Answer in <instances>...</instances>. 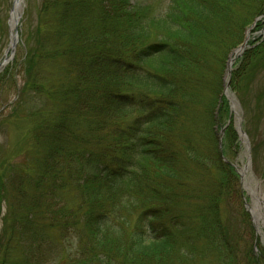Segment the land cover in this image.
<instances>
[{
	"label": "trees",
	"instance_id": "1",
	"mask_svg": "<svg viewBox=\"0 0 264 264\" xmlns=\"http://www.w3.org/2000/svg\"><path fill=\"white\" fill-rule=\"evenodd\" d=\"M263 14L264 0H168L153 12L41 0L24 57L0 75H20L3 126L22 129L26 154L8 165L23 213L0 264H46L40 243L70 239L78 253L62 264H264V250L241 258L224 221L235 175L215 140L218 97L199 98L214 86L210 65ZM259 45L238 61L260 58Z\"/></svg>",
	"mask_w": 264,
	"mask_h": 264
},
{
	"label": "rangeland",
	"instance_id": "2",
	"mask_svg": "<svg viewBox=\"0 0 264 264\" xmlns=\"http://www.w3.org/2000/svg\"><path fill=\"white\" fill-rule=\"evenodd\" d=\"M167 1L135 0L140 5L148 6L152 12L158 10L159 6L166 5ZM40 4L41 0H23L22 15L17 31L18 41L14 55L8 64L24 57L26 46L34 35ZM11 5L12 0H0V61L6 55V52L8 54V18ZM252 24L246 28L243 34L242 42L246 31L251 28L246 50L257 48L260 46L259 44L264 42V19L257 22L253 27ZM235 49L228 53L225 62L221 65L216 63L210 65L209 73L214 86L210 90L202 89L199 98L200 102L203 103L207 97H218L216 109L213 113L215 116L220 117L218 124L214 126L215 140L222 162L230 166L235 175V178H230L226 186L227 198H225L222 205L224 221L233 235L234 242H238L239 249H237L241 258L244 257V252L250 247L253 255L258 257L264 247L258 235H256L249 214L246 212L244 205H251V199L241 186L239 175L236 172H239L249 160L247 177L251 178L252 184L259 185L264 199V53L260 58L255 59L253 57L251 61L248 59L238 61L245 50L230 65L231 71L228 76L227 63ZM257 50L253 55H258L259 51ZM217 81L220 82L218 88L216 87ZM20 85L21 80L18 73L14 76L13 83L7 81L0 83V254L10 242L9 234L5 230H9L14 224L19 225L14 220L20 219L18 213H23L22 208L19 207L17 194L14 192L15 185L12 186L17 175H11L8 165L26 163L25 138L21 128L3 126L10 112L8 106L15 100ZM225 86H227V91L232 96L231 100L225 96ZM234 105L236 106L233 107ZM194 108L197 109V106L195 105ZM238 119H240V130L244 133L248 148L240 140L236 131ZM71 197L66 196L72 202ZM64 203L66 204L65 200ZM24 238L23 240L21 238L16 240L20 247L19 251L22 253L25 252V246L28 244L26 238ZM76 243L75 239L66 240L61 248V246L51 245L49 241L45 240L40 243V250L43 255L47 254L46 264H62L63 260L71 263L76 257L75 252L78 253ZM254 246L255 251H253ZM10 250L14 252V258L19 259L22 257L19 255L20 252L15 251L16 249L10 248ZM242 264H244V261Z\"/></svg>",
	"mask_w": 264,
	"mask_h": 264
},
{
	"label": "water",
	"instance_id": "3",
	"mask_svg": "<svg viewBox=\"0 0 264 264\" xmlns=\"http://www.w3.org/2000/svg\"><path fill=\"white\" fill-rule=\"evenodd\" d=\"M22 3H23V0H12V5H11V8L9 10V18H8V33H9V43H8V49H7L8 54L6 52V55H4L3 59L0 61V72L6 66V64H8L11 61V59H12V57L14 55V52H15V46H16L17 41H18L17 28H18V25H19V20H20L21 15H22L21 14ZM259 19L260 18H257L255 20V22L258 21ZM255 22L252 25V27L255 25ZM250 29L246 31V34H245V37H244V40H243L242 44L237 49H235L233 51L232 58H230L228 60V63H227V73H228V76H229V73L231 71L230 70V65L235 60V58H238L239 56L242 55V53L244 52V50L247 47V42L249 40V31H250ZM224 93H225V96L228 99L231 100V97L232 96L228 93L227 86L224 87ZM239 123H240V119H238V121H237L236 131L238 133V136H239L240 140L242 142H244L245 146L248 148L246 138L244 136V133L241 132V130H240V124ZM248 169H249V160H247L246 164L243 166L242 169L239 170V172H236L239 175V178H240V182H241V186L242 187H243V176L241 175L240 172L241 171H247ZM259 202L262 205V208L264 210V202H263V199L261 198L259 200ZM244 206H245L246 212L249 214V217H250V220L252 222V225L254 226L256 235H258V231H257L256 226L254 224V215L251 212V210H249L247 204H245ZM254 249H255V247H254Z\"/></svg>",
	"mask_w": 264,
	"mask_h": 264
},
{
	"label": "bare ground",
	"instance_id": "4",
	"mask_svg": "<svg viewBox=\"0 0 264 264\" xmlns=\"http://www.w3.org/2000/svg\"><path fill=\"white\" fill-rule=\"evenodd\" d=\"M240 173L243 176V188L251 199V205H248V208L254 215V224L258 231V237L264 247V210L259 202L263 195L259 185L256 183L252 184L251 178L247 177V171H241Z\"/></svg>",
	"mask_w": 264,
	"mask_h": 264
}]
</instances>
